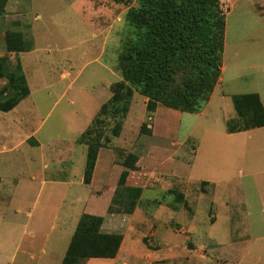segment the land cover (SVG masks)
<instances>
[{"label": "rangeland", "instance_id": "1", "mask_svg": "<svg viewBox=\"0 0 264 264\" xmlns=\"http://www.w3.org/2000/svg\"><path fill=\"white\" fill-rule=\"evenodd\" d=\"M245 11L249 12L251 8ZM253 13L256 15L254 8ZM7 14V20L0 17V34L6 31L3 36L0 35V43L4 44L9 31L23 34L26 52L19 54V59L26 66L31 94L11 114L0 111V264H36L50 254L45 235L53 232L52 227L59 224L56 219L43 221L42 232L45 235L34 237L32 232L36 215L51 207L53 199L61 198L65 188L54 190L50 186L41 192L43 167L47 164L48 175H51L56 159H50L51 163L43 161L40 148L29 143L27 137L35 132L34 141L39 140L50 151L80 138L92 123L101 103L112 96V84L122 80L118 57L127 25L126 21H108V0H10ZM239 14L237 12L232 18L239 17ZM259 19L264 25V14ZM244 30L248 31L247 23H244ZM263 47L264 28L230 40L225 50V77L228 81L232 78V72L241 75V78H232L233 81L227 83L229 89L234 88L231 92L257 93L259 87H264V70L259 68L264 59H253L251 56ZM3 53L1 49L0 54ZM254 56H257V52ZM6 83L5 79H0V90ZM141 99V95L135 93V108L142 106L141 103L136 105ZM140 113L134 116L138 121L141 119ZM113 125L112 120L106 128V135L110 134ZM3 131L6 137L10 135L8 139L4 138ZM20 135L22 138L17 143L22 146L14 149L16 143H12L13 139ZM240 139L244 140L245 137ZM199 142L200 139L194 137L187 147ZM86 148L78 146L74 159L65 165L70 166L74 174L85 168ZM242 169L245 175L248 174L246 168ZM32 175H38L39 179H32ZM260 178L264 179V175ZM193 191V197L188 199V203L185 202L188 208L183 206L184 203L176 206L173 203L175 222L178 223L175 228L178 229L180 224L187 230L174 238L176 258L173 260L158 261L166 256V252L153 251L157 242L154 237L144 236L142 222L137 221L133 227L127 228L130 215L114 214L119 217L116 220L118 225L110 226L112 230L108 232H124L126 242L123 250L127 245L139 244V264H264V206L258 205L253 212L233 208L228 216L231 220L232 216L238 215V221H234L237 227L233 228L228 220L220 218L225 216L222 213L224 205H219L218 220L212 226L217 205L210 195L203 194L195 186H191ZM150 192V199L158 200L163 205L174 198L161 188ZM69 196L71 191L68 190L65 195L67 204ZM45 202L48 203L47 207ZM141 206L148 213L155 208L153 205ZM17 208L21 209L19 220L15 219ZM30 212L35 216H29ZM253 221L258 229L252 228ZM187 236L200 239L203 243L201 246L206 248L198 247L200 251L186 249ZM31 254L35 260L28 261ZM54 258L51 257L50 264H56L58 259ZM94 263L95 260H92L88 264Z\"/></svg>", "mask_w": 264, "mask_h": 264}, {"label": "crops", "instance_id": "2", "mask_svg": "<svg viewBox=\"0 0 264 264\" xmlns=\"http://www.w3.org/2000/svg\"><path fill=\"white\" fill-rule=\"evenodd\" d=\"M135 1L108 0V21L120 23L126 21L127 12ZM259 2L260 0H234V8L226 16L222 75L206 107L200 113L189 114L159 106L151 119V124L148 125L151 134H142L141 127L146 121L148 99L141 96L143 99L136 102V105L141 103L140 108H135L133 100L124 121L125 130L123 125L121 135L113 139L108 147L100 149L90 184H86L84 181L85 168L83 171H79L78 174H74L70 166H65L67 162L74 159L77 147L85 145H78L76 140L73 143L57 146L56 149L50 151L45 144L35 139L34 145L36 148H40L43 161L51 163L50 159H56L51 175H48L47 164L43 167L44 175L40 178L42 183L41 192L50 186L54 190L65 188V194L63 193L61 198L53 199L51 207L36 215L37 221L33 224L35 229L32 232L34 237L45 235L42 232L43 221L48 219L59 221L57 226L52 227V231L55 233L51 232L45 235L46 245L51 249L50 254L46 255L44 259L40 260L39 258L40 261L36 264H50L51 257L58 259L56 264H62L77 224L83 214L103 217V232L123 236L121 248L116 258L89 259L85 264L92 260H95L96 263L94 264H139V244L127 245L128 247L125 246L126 248L123 250L126 242L124 232H108L111 229L110 226L118 225L116 220L119 217H116L117 214H113V217L110 218L108 212L120 177L125 171L128 172L126 186L142 190V195L134 213L127 219V228L133 227L137 221L142 222L144 226L142 228L145 231L144 236L154 237L157 242L153 251L166 252V256H162L163 258L158 257L160 263L176 258L174 238L177 237L178 233L185 234L187 231L180 224L178 229L175 228L178 223L175 222L176 212L173 203L174 206L179 205L177 204L178 199H176L178 195H183L184 201L188 203V199L193 197L194 193V191L191 192V186H195L203 194L210 195L213 203L217 205L216 217L212 218V226L218 220L219 205H224L222 213L225 216V218H220L228 220L233 228L237 227L234 221L237 220L238 216L236 214L234 218L231 217V220L228 219L233 208L241 212H253L258 205L264 206V179L260 178L261 175H264V127L237 133L228 132V121L238 119L232 97L240 94L231 92L234 88L229 89L227 83L232 82V78H241V75L232 72V78L228 81L225 77L227 73L225 50L229 46L230 40L239 39L242 35L254 34L259 28H264L259 19L262 14L259 10ZM247 8H251V11L246 12ZM252 8L255 9L256 15L252 14ZM257 10H259V13ZM237 12H240L239 17L232 18ZM7 13L8 5L5 14L0 17L7 20L9 17ZM250 14H252L251 19ZM244 23H247L248 31L244 30ZM5 32H1L0 35L3 36ZM1 49L4 53L0 56L3 57L7 53L5 43H0ZM263 51L264 47L261 51H254L251 54L252 58L263 61ZM255 52H257V56H254ZM246 63L245 67L248 69L249 66ZM21 64L26 74V66L22 62ZM239 68L242 69L240 65ZM259 68L264 70V63ZM257 94L264 105V87H259ZM104 103H101L100 108ZM14 110L4 113L11 114ZM139 111L141 112L140 121L134 118ZM4 132H2L4 138L8 139L10 135L6 137L7 134L4 135ZM34 136L35 132L29 134L27 140L35 138ZM194 137L200 139L199 144L192 143L191 147H187L191 145L188 143L193 142ZM241 137H245V139L242 140ZM21 138L20 135L13 139L12 143H16L14 149L22 146V144L17 143ZM7 148L9 147L5 149ZM130 154L138 158L136 170L128 169L123 165L126 157ZM242 168H246L248 174L245 175ZM29 173L32 174L31 171ZM32 179L37 180L39 176L32 175ZM244 180L247 181L243 183ZM156 188H161L167 195L174 197L172 201L165 205L158 200L152 201L148 194L151 193L150 190ZM68 190L71 191L69 204L65 199ZM142 204L153 205L155 208L148 213L142 208ZM44 205L47 207L48 203L45 202ZM20 214L21 209L17 208L15 210L16 220H19ZM29 216H35V213L30 212ZM251 226L253 229L259 228L254 224V221ZM186 241L188 243L186 249L200 251L198 247L206 248L201 246L203 243L198 238L194 239L192 236H187ZM43 252L46 253L45 250ZM152 256L154 257L153 254ZM28 258V261L35 260L33 254ZM154 258L157 260L156 257Z\"/></svg>", "mask_w": 264, "mask_h": 264}, {"label": "trees", "instance_id": "3", "mask_svg": "<svg viewBox=\"0 0 264 264\" xmlns=\"http://www.w3.org/2000/svg\"><path fill=\"white\" fill-rule=\"evenodd\" d=\"M9 0H0V16ZM127 31L121 40L118 65L122 80L111 86L112 96L99 109L92 123L77 140L87 147L84 181L90 184L99 151L121 135L135 93L148 99L141 133L151 134L148 125L159 106L189 114L200 113L210 101L222 75L226 16L219 0H136L126 15ZM7 54L0 56V111L10 112L31 94L19 54L26 43L21 32L5 35ZM16 54L15 61L9 57ZM13 62V63H12ZM6 97V98H4ZM238 119L228 121V132L264 127V105L257 93L232 97ZM110 134L105 131L111 121ZM34 143L33 138L28 140ZM138 158L130 154L123 165L136 170ZM122 173L109 214L132 215L142 195L126 186ZM177 204L188 208L183 195ZM104 218L83 214L77 224L62 264H85L89 259L117 257L123 236L102 230Z\"/></svg>", "mask_w": 264, "mask_h": 264}, {"label": "built area", "instance_id": "4", "mask_svg": "<svg viewBox=\"0 0 264 264\" xmlns=\"http://www.w3.org/2000/svg\"><path fill=\"white\" fill-rule=\"evenodd\" d=\"M219 8L222 15L227 16L234 8V0H219ZM259 10L262 14H264V0H260L259 2ZM9 57L12 61H15V54L10 53Z\"/></svg>", "mask_w": 264, "mask_h": 264}]
</instances>
